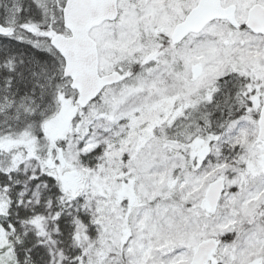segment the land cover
<instances>
[{"label":"snow or ice","instance_id":"1","mask_svg":"<svg viewBox=\"0 0 264 264\" xmlns=\"http://www.w3.org/2000/svg\"><path fill=\"white\" fill-rule=\"evenodd\" d=\"M0 264H264V0H0Z\"/></svg>","mask_w":264,"mask_h":264}]
</instances>
